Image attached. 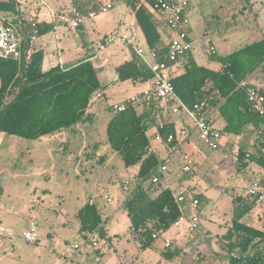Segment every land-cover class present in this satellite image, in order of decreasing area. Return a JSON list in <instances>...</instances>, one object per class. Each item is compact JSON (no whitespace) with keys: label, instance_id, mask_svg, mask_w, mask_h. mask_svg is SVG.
<instances>
[{"label":"rangeland","instance_id":"374dc122","mask_svg":"<svg viewBox=\"0 0 264 264\" xmlns=\"http://www.w3.org/2000/svg\"><path fill=\"white\" fill-rule=\"evenodd\" d=\"M21 1L22 14L27 18L39 15L42 20L52 19L45 4L47 0ZM191 1L194 5L190 14L191 27L196 32L192 35L193 52L200 63L210 61L211 41L216 44L217 53L225 55L243 43L264 36V27L258 28V25L264 26V0H253L247 6V14L242 12L236 19L230 18L223 24H217L209 17L222 0ZM238 3L241 9L243 2ZM39 10L41 14H38ZM202 12L209 18H205L206 15L202 17ZM120 18L127 32L128 27L134 24L133 14L126 3L115 0V6L108 12H99L94 18L87 19L83 30L60 22L56 30L39 36L37 43H44L50 52L59 45L61 58L67 64L95 55L98 56L96 66L99 61L106 65L104 58L110 49L119 48L130 54L127 45L117 36L116 26ZM224 18L228 20L226 16ZM10 21L18 25L13 16ZM106 37L108 42L101 48ZM147 55L150 58L149 51ZM109 80L115 83L114 88L123 85L122 94L126 96L141 93L148 85V82L118 81L115 69H110ZM119 97L109 96L106 102L112 104ZM95 100L93 107L101 108L93 112V119L81 123L75 131L65 130L38 139L0 132V184L4 187L0 199V264H176L163 255L166 238H177L178 244L173 246L177 242L175 240L171 247L181 248L194 242L198 229L229 221L233 215V200L226 192L229 185L234 186L235 196L239 193L249 196L247 188L252 183L253 174L233 182L231 177L219 180L216 164L233 153L225 146L211 149L199 140L201 151L194 154L192 173L183 171V158L180 159L179 155L174 156L175 160L166 172L172 178H183L185 185H196L198 188L193 192L211 197L212 200L203 197L198 208L189 204L183 209L188 217L194 213L201 214L199 228L193 232L194 237L191 233L183 240L179 236L187 228L188 221L182 226L174 225L156 238L151 246L143 249L134 238L126 211H120L112 221L106 219L107 213L119 208L118 198L123 199L139 182L133 177L136 166L128 167L107 142V123L113 109L111 111L103 98ZM151 141L161 159L168 161L166 144L154 138ZM124 185L129 191L123 189ZM106 193L114 197L113 202L103 199ZM91 198L103 206L106 231L111 237L100 235L97 246L82 235L76 220L78 210ZM32 230L38 240L25 238L24 232ZM75 243L81 245L79 250L73 247ZM206 248L198 246L195 251L198 260L205 257ZM225 250V256H228L227 247Z\"/></svg>","mask_w":264,"mask_h":264},{"label":"trees","instance_id":"16d2710c","mask_svg":"<svg viewBox=\"0 0 264 264\" xmlns=\"http://www.w3.org/2000/svg\"><path fill=\"white\" fill-rule=\"evenodd\" d=\"M117 1H123L131 9L145 44L157 53V60H167L168 42L148 11L158 0ZM222 1L209 16L217 24L229 22L230 18L236 19L242 12L247 14V6L253 0ZM73 2L79 10L89 11V3ZM238 2H243L241 9ZM193 7L191 2V10ZM0 13L5 14L6 21L13 16L28 35L37 30V36H41L53 30L56 24V21L40 24L36 19L21 17L17 0H0ZM203 16L209 18L207 14L203 13ZM225 16L228 20H225ZM77 28L81 30L82 25ZM44 54L43 50L33 47L30 54L23 55L21 60L0 58V132L27 139H38L62 131L72 132L81 123L93 119L94 113L89 109L95 103L98 91L102 92L101 98L106 99V86L102 85L90 57L84 56L64 67L57 65L44 70ZM209 58L220 62L222 67L217 70L200 64L192 49L180 58L183 59L184 69L173 79L176 94L191 108L204 102L205 105L197 109L196 114L211 123L215 113L221 117L225 124L218 129L222 135L238 136L251 126L255 147L253 150L240 147L238 164L245 167L250 161L264 170V136L260 132L264 115L253 108L248 98L253 88L264 94V86H257L248 79L257 71L264 73V36L243 43L229 54L210 52ZM116 72L118 80L122 82L147 83L153 78L149 66L134 50L132 58L118 65ZM244 81L245 84L242 83ZM139 95V100L128 103L124 110L112 112L106 135L110 147L122 157L125 164L128 167L137 166L134 178L139 184L124 196L123 202L134 238L146 249L157 238L154 234L159 236L175 225L183 215L184 203L177 202L169 186L161 187L160 183L150 181L157 166L167 161L161 159L159 151L151 144V130L159 128L156 113L162 100L154 91L149 95L142 92ZM107 105L112 111L111 105ZM161 132L166 137L173 134L171 144L177 148L180 146L181 141L174 126H165ZM260 178H264V174ZM145 182L149 184L145 185ZM155 186L161 187L156 195L152 194ZM3 193L4 187L0 184V199ZM195 197L199 200L198 207L203 197L207 198L202 193ZM262 202L256 199L246 202L241 195L234 198L232 225L222 236L227 242L229 264H264V212L260 227L251 223L253 209ZM103 213L104 208L98 201L90 204L89 199L84 203L76 214L80 232H98L105 237L106 220ZM179 253L178 247L171 246L163 251L167 259H173Z\"/></svg>","mask_w":264,"mask_h":264},{"label":"crops","instance_id":"0c3cea01","mask_svg":"<svg viewBox=\"0 0 264 264\" xmlns=\"http://www.w3.org/2000/svg\"><path fill=\"white\" fill-rule=\"evenodd\" d=\"M73 1L74 0H47V2L45 1V4L48 7L51 14L53 11L57 12L59 14L60 12H63V11H65L71 7H76ZM17 2H18V7L21 10V14H20L21 17H24L27 20L36 19L40 24H51L52 22L56 21V24L53 28V30H56L57 24L60 23L59 20H55L53 18V16H52V19L49 21L48 20H42L39 18V15L33 16L32 18H27V16L22 14V9L20 6L22 1L17 0ZM108 2L113 3V7L115 6V0H77V3H89V5L87 6V10H93V9L98 10L100 6H102ZM128 10L130 12H132L129 7H128ZM148 11L151 14L154 22L159 27V30L161 31L164 39L168 42L170 40L171 33H170L166 23L164 22L163 18L158 13H156L154 10H152L150 7L148 8ZM124 13H125V11H124ZM38 14H41V10L38 11ZM125 15H126V13H125ZM201 16L204 17L203 12H202ZM11 18H12V16H11ZM6 19H7V17L5 16V14L0 13V23L6 21ZM123 22L124 21L121 18H120V20H118L117 26H116L117 32L125 31L124 29H125L126 25H124ZM134 24H136L135 19H134ZM85 26H86V23L82 25L81 30H83L85 28ZM263 27L264 26L258 25V28H260V29ZM21 28L24 30L23 27H21ZM189 31H190L191 37H192V35L196 34V32H193L191 25L189 26ZM38 38H39V36L36 37L35 43L32 46V48L35 47L36 49H41L44 51L45 54H44V61H43V69L48 70V69H50L54 66H57V65L64 67L67 63L61 58L62 49L60 48V46L57 45L55 48H52V51L50 52L44 43H40V44L37 43ZM109 40H111V38ZM107 42H108V38L106 37L105 39L102 40L101 48L105 47L104 43L106 44ZM192 42H193V40H192ZM211 44H213V42H211ZM126 45L129 49L130 54L125 52V50H122L119 48L110 49L108 52H106V56L104 58V60L107 62L106 65H104L101 61H99L98 66H96L97 62L95 59L98 58V56H95V55L94 56H88L87 55V57H90L95 68L97 69L98 76L100 78L102 85L106 86L105 91H104L105 97H106L105 102L107 101V98L109 96H113V97L114 96H120L119 99L117 101H114V102H118V101H121V100L129 97V96L122 94V90H123L122 86L123 85L119 86L118 88H114L115 83L112 80H109L110 69L116 70V67L118 65H120L121 63H123L126 60L131 59L133 56L132 47L128 44H126ZM141 45L145 46L146 44L144 41H142ZM213 45L216 46V44H213ZM145 50H146V55H147V52L149 50L147 48ZM192 51H193V48H192ZM227 54H229V53H227ZM194 56L196 58L195 54H194ZM208 60H210L208 63H200L198 60L197 61L200 64H206L207 66L214 68V69H217V70L222 67L220 62H218L216 60H211L209 58V56H208ZM45 67H47V68H45ZM176 67L178 69V73H180L184 69L183 59L178 60ZM117 79H118V76H117ZM248 79H249V81L256 84L257 86H260V87L264 86V73L263 72L257 71L255 73H253L252 75H250V77ZM125 82H128V81H125ZM147 84L148 85L146 86V88L151 86V82H148ZM146 88H144L143 90H145ZM93 106H95V104H93L91 106L89 111L97 112V110L101 108L98 106L95 108ZM174 107H175V102L173 100L162 101L161 107L157 110V113H156L157 122L159 123V128L158 129L153 128L151 130L152 136L156 132L161 131V126H164V127L165 126H170V127L174 126V128L177 130L178 139H180V141H181V144L178 148L176 146L174 147L171 144V142L167 141L166 135L162 134V140H158V141L164 142L166 144L169 160L171 158L170 161L168 160L165 162V164L168 165V170L170 167V163L172 161L174 162V160H175L174 156L179 155V157L181 159V158H183L184 154H189L192 157V159H194V154L201 151V147L198 143L199 139H198L197 134H196V128H195L194 120L187 113H185L182 110L174 112L173 111ZM211 120H212L213 125L216 126L217 128H220V129L225 124L224 120L221 117L217 116L216 113L214 115H212ZM217 124H219V125H217ZM251 129H252V127L250 126L241 135L235 136V138H232L233 136L223 135L222 147L225 146L226 149L228 148V150H230V152L233 153V155L228 154L227 156H225L224 160H222L219 164H216V166L219 168V173H218V179L219 180L223 179L224 177H228V178L231 177L232 182H233L234 179H243L247 174H253V179L251 181V182H253L254 180L259 179L264 174V170L262 168H260L254 162L248 161V165L245 167H243V165H242V167H240L241 165L238 164L239 163V160H238L239 148L242 147V148H245L246 150H253V148L255 147V140H254L255 136H254V134H252ZM261 129L264 130V125H263V127H261ZM262 130L260 132L264 136V131L262 132ZM180 134H183V136H181ZM262 140L264 141V139H262ZM151 144H152V141H151ZM152 147L154 149H156L153 145H152ZM179 152H181V154ZM193 161L195 162V159ZM193 170H194V167H193ZM136 171H137V166H136ZM136 171H135V173H136ZM147 183L145 182L144 184L147 185ZM160 186L161 187L162 186H169L173 190H179L181 188H185L187 190L188 198L184 202V205L182 207L183 213H184L183 209L186 206H188L189 204L191 205V202H190L191 198L195 197L196 194H198V193H202V192H198V193L193 192L198 188L196 185H192V184L185 185L183 178H172L168 175V173H167V175L165 174V176L161 178ZM160 186H155L152 189V194L156 195L161 190ZM244 188H245V186H244ZM226 192H228V194L231 195L230 197L233 200L232 201L233 206H234V198L238 195H241L243 197V200L246 202H249L251 200V198L245 194L239 193L235 196L234 193H236V191L234 189V186H232V185L228 186ZM124 195H125V193H124ZM206 196L208 197V199H211L210 196H208V195H206ZM123 198H124V196H123ZM118 200L120 202L119 208L114 212L107 213L106 219L108 221H112V220L116 219L117 215L120 211H126L123 199H120V197H119ZM261 205H264V201L261 204L257 205L252 211L251 223L255 227H260L261 223H262L261 217H262V214L264 212V209H263L264 207L261 208ZM195 214H197L199 216V219H200L199 224H200V222L202 220V216L200 213H194L193 215H195ZM185 216H186L185 219L181 222L180 225H178V226H182L186 221H188L187 226L185 225L187 228L179 236V237H183V240H185V237L190 235L191 233H192L191 237H194L193 232H195V230L194 231L190 230V219L192 216L191 217H188L187 215H185ZM106 224L107 223L105 222L104 223V229L106 232V237L111 238L108 235V232L106 231ZM231 225H232V217L230 216L229 221H227L223 225L221 224L219 226L218 225L214 226V224H213L210 226L203 227L200 231L198 229L197 232L199 234L195 238L194 242L191 243L193 245L189 244V245L185 246V244H184L181 248L179 246H177L180 249V253L172 259L173 262L176 261V264H197V263H199V264H229V254H228V256H225V254H227V251L225 250V248H226L225 246L227 245V242L222 236L229 230ZM198 228H199V225H198ZM132 231H133V229H132ZM166 239H170V238H166ZM171 240L173 242H175V240L177 241L173 244V246L178 244L177 238H175V239L171 238ZM198 246L203 247V248L207 247L206 249H204V251L206 253L204 255L205 257L201 260H198L197 259L198 257L195 256V251L198 248Z\"/></svg>","mask_w":264,"mask_h":264},{"label":"built area","instance_id":"2783aa9c","mask_svg":"<svg viewBox=\"0 0 264 264\" xmlns=\"http://www.w3.org/2000/svg\"><path fill=\"white\" fill-rule=\"evenodd\" d=\"M113 8V3L108 2L99 7L98 10H89L83 12L77 7H71L59 14L52 12V16L55 20L66 23L73 28H77L80 25L86 23L87 19L94 18L99 12H108ZM156 13H158L166 23L171 37L168 41L167 60H157V53L150 50L146 45H141L144 41L141 30L136 24H132L126 31L117 32L118 39L132 47L136 54L149 66L153 72V78L151 79V86L142 91L144 95H149L152 91L156 93L162 101L173 100L175 102L174 112L179 110L187 113L195 122L196 134L198 139L207 145L211 149H219L222 146L223 135L221 131L213 125L209 120L204 117H200L196 114L197 109L203 108L204 102L197 103L194 108L187 106L176 94L174 86V77L178 74L176 64L178 60L184 56L188 51L193 48V42L190 39L189 26L191 25V0H158L151 7ZM35 25V24H33ZM37 37V30L33 34L28 35L25 30L16 25L10 20L0 23V58H14L21 60L23 55H28L31 52L32 46L35 43ZM149 50L150 58L146 55V50ZM209 51L216 53V46L211 44ZM245 84V81L242 82ZM102 97V92L98 91L95 98ZM140 98L139 93L133 94L121 101L112 103V109L114 112L122 111L126 108L130 102H136ZM249 101L253 108L261 115H264V94L253 88L249 92ZM164 126H161V129ZM156 140H162V132L158 131L153 135ZM174 139L173 134H169L167 141L171 142ZM194 167V161L189 154L183 155L182 169L186 173H192ZM168 171V165L160 163L153 171L150 178L152 183H160L161 178L165 176ZM123 189L129 191L128 186L124 185ZM248 194L251 199H256L258 202L264 201V178L254 180L247 188ZM174 195L178 203L183 204L188 196L187 190L181 188L179 190H173ZM103 199L110 203L113 202L114 197L106 193ZM191 205L194 208H198L199 200L196 197H192ZM97 203L95 198L90 199V204ZM185 214L176 221L175 226L181 224L185 219ZM199 216L193 215L190 219V230H196L199 225ZM33 224V223H32ZM34 230L25 231L24 236L28 240H38L34 234ZM82 235L91 241L94 246L99 243L100 234L94 232L87 234L82 232ZM154 237H158L154 234ZM173 244L171 239H165V247H170ZM75 249H80L81 245L75 243L73 245Z\"/></svg>","mask_w":264,"mask_h":264}]
</instances>
